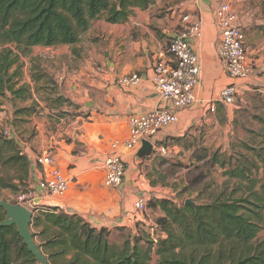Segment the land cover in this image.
<instances>
[{
    "label": "crops",
    "instance_id": "crops-1",
    "mask_svg": "<svg viewBox=\"0 0 264 264\" xmlns=\"http://www.w3.org/2000/svg\"><path fill=\"white\" fill-rule=\"evenodd\" d=\"M222 4H229L228 0H153L146 10L133 9L122 24H109L105 22V16L93 21L89 28L92 51L85 61L81 60L75 47L69 46L33 47L24 55L28 58L24 63L25 73L28 70L32 74L39 64L45 66L46 63L52 65L47 74L55 82L48 89L37 85L38 81L25 86L26 105L43 109L58 104L63 107V112L74 111L76 114L63 116L58 121L62 128H56L54 132L44 119L37 120L32 116L31 122L25 125L28 140L24 141L18 137L19 133L9 129L12 139L30 161L31 179L27 190L32 191L34 199L27 209L33 213V218L46 208H56L67 215L80 217L97 230L122 229L124 234L136 235L137 227H153L155 219L163 216L158 208L156 212L151 208L144 214L134 212L139 197L155 198L152 193L157 191V184H150L145 179L144 168L156 166L160 158L165 160L161 169L172 167L176 164L171 159H176L175 156L184 149L191 152L190 160L204 165L194 156L206 149L204 139L212 133L209 126L215 125L219 131L222 123L218 120L225 112L226 121L236 126L239 140L245 132L248 138L264 145V0H232V10L245 33L247 60L254 67L249 79L237 84L238 96L233 105L219 102L221 91L230 83L218 56L221 29L216 23V12ZM185 17H189V22L196 20L200 24V37L192 41L200 68L194 89L196 102L177 111L178 122L156 135L152 141L156 148L152 146L151 156L138 158L141 146L132 151L119 148L118 155L126 167L122 184L117 188H106L103 186L102 163L112 153L114 142L122 144L127 140V116L171 108L168 102L159 98L148 78L155 63L162 57H169L166 51L170 39L188 26ZM131 73L140 74L142 82L134 88L120 89L116 79ZM57 98L61 101L54 104ZM63 100L69 101L71 106ZM230 108L234 112L230 113ZM246 110L253 114L249 117L253 126L248 130L241 126ZM199 126L209 130L200 139L196 137ZM198 143L195 150L194 144ZM158 147H164L168 154L161 155ZM48 152L69 180V190L62 198H50L37 186L43 169L36 165L35 159ZM254 163L257 168L262 165Z\"/></svg>",
    "mask_w": 264,
    "mask_h": 264
},
{
    "label": "trees",
    "instance_id": "trees-1",
    "mask_svg": "<svg viewBox=\"0 0 264 264\" xmlns=\"http://www.w3.org/2000/svg\"><path fill=\"white\" fill-rule=\"evenodd\" d=\"M152 1L0 0V100L6 93L27 98L26 87L16 86L22 76L19 58L31 48L74 47L100 16L109 24H122L133 9L146 10ZM62 102L71 106L67 100ZM1 106L0 101V111ZM26 113L30 115V111ZM243 148L255 153L264 166L260 152L247 145ZM194 158L208 167L221 168L229 181L238 182L236 190L244 195L221 193L195 207L152 198L147 207L160 209L164 217L151 227L159 235L147 233L146 237L129 233L121 237L122 229L97 230L80 217L46 208L32 219L31 226L48 263L151 264L155 254L154 264H264V240H254L264 224V181L259 183L254 177L257 165L245 156L233 165L231 158L220 159L206 149ZM164 161L160 158V166ZM30 179L27 156L14 139L0 137V190L25 192ZM5 216L0 208V224ZM0 264H38L15 226H0Z\"/></svg>",
    "mask_w": 264,
    "mask_h": 264
},
{
    "label": "built area",
    "instance_id": "built-area-1",
    "mask_svg": "<svg viewBox=\"0 0 264 264\" xmlns=\"http://www.w3.org/2000/svg\"><path fill=\"white\" fill-rule=\"evenodd\" d=\"M188 22L186 29L172 37L167 46L168 58L163 57L151 68L149 82L160 99L170 104V109H156L143 114L128 115L126 119L128 138L120 144L111 146L112 153L102 163L103 186L117 188L122 184L125 164L118 155V149L132 151L140 147L143 141L152 142L163 129L178 122L177 111L192 106L195 102L194 89L200 76L197 57L192 48V41L200 37L198 21ZM216 23L221 29V41L218 56L224 65L225 73L230 81L220 93L219 102L233 105L238 96L237 84L249 79L254 67L248 62L245 51V33L238 24V16L229 4H222L216 12ZM143 80L138 73L120 76L116 85L120 89L137 87ZM3 137L12 138L10 130L3 132ZM161 155H167L164 147H158ZM36 165L43 170L38 180V188L50 198H62L69 190V180L57 168L52 155L48 152L35 159ZM32 191L19 192L15 195V205L27 208L32 206ZM152 197L141 196L134 204V212L144 214ZM33 208V207H32Z\"/></svg>",
    "mask_w": 264,
    "mask_h": 264
},
{
    "label": "rangeland",
    "instance_id": "rangeland-1",
    "mask_svg": "<svg viewBox=\"0 0 264 264\" xmlns=\"http://www.w3.org/2000/svg\"><path fill=\"white\" fill-rule=\"evenodd\" d=\"M228 3L232 8V0H228ZM90 28H92V23ZM74 47L75 51L81 55L82 61L88 59L90 52L92 51V33H89L88 30L81 37L80 42ZM63 50L70 51L69 48H63ZM21 58L22 76L16 88L22 86L25 87L28 84L33 83L34 81H38L37 85L47 87V89L55 85L53 77H50L47 74L49 73V71H47L48 67L52 65H48L45 63V66H42L39 64L36 68L33 69L34 72L32 74L31 72L29 73L28 70L27 73H25L24 63L28 58L25 56ZM43 71H45V73H43ZM49 90L52 92L51 89ZM57 99L54 100V104L57 103ZM25 100L13 98L10 93H6L5 97L1 98L0 101L2 102V106L0 111V137L3 136L4 131L10 129L13 130L15 134L19 133L18 135L20 136L18 137H20V139H22L23 141L28 140L25 125L31 122V120L33 119L32 116L37 120L44 119L45 124L49 125L48 128H51L50 130L54 132L56 128L57 130H60L62 128V123L59 124L58 121L60 119H63V116L71 117L76 115L74 114V111L72 113L63 112V107H59L58 104L43 109H37L31 106L28 107V105H26V103L24 102ZM27 111H30L29 116L26 113ZM230 111V113H232L234 112V109L230 108ZM245 113L246 115H242L243 117L241 119V126L243 127L244 125L246 127L245 130H248L247 128H251L253 126V123H250L249 119V117H251V115L253 114H251L247 110L245 111ZM220 116L222 118L219 119L218 122L222 123L221 125H219V127L221 128L219 129V131H216L215 125L209 126L212 133L209 137H207V139H204L205 144H203V146L206 147V149H208L210 153L216 152L220 159L231 158V163L233 165L235 164V162H237L238 159H240V156H238L239 154H244L247 159L256 161L258 165L261 164L256 158L255 153H248L249 151L247 152V150H245L244 148L241 149L240 147L241 144L245 143L249 147L253 148L255 152L261 151L260 153L264 157V145H260L262 142L260 143V141L248 138L245 132L244 134L241 133L242 139L239 140L238 137H240V135L239 133H237L236 126L233 125V122L226 121V112L224 115ZM252 121L255 122V119H252ZM207 130L199 126L198 134H196V137L200 139V137L203 136L204 138ZM28 137L31 138L32 136ZM198 146L199 143L194 144L195 150L198 149ZM240 150L244 153L240 152ZM190 153V151L184 149L183 152H180L175 156L176 159H171V162L175 163L176 165L169 168L167 167L161 169L162 166H160V164L157 162L155 163L156 166L153 165L151 167L144 168L145 179H147L150 184H157V191L152 193L155 195V198L172 199L177 203L191 200L195 203V205H201L211 202L221 193H225V195H228L230 193L236 192V197H241L242 195H244L243 191L236 190V188L239 187L238 182L234 180L229 181L228 178L223 176V171L221 168L217 166L211 168L202 164L198 165L197 163L193 162V160H190ZM179 165H182V167ZM253 173L254 177L259 183H262L264 181V166H258L256 171ZM16 192H12L7 189H1L0 201H6L7 203L15 204L16 201L14 195L16 194ZM148 209L150 208L148 207ZM151 209L155 210L153 212H156L157 208ZM159 211L161 212V215H163L159 218L164 217L163 212L160 209ZM159 218L155 219L154 224ZM30 231L31 233H33V235L36 232V230L32 226H30ZM147 233H152L155 235H157L158 233L159 235V232H155V229L151 228V226H142V228L137 227L136 235H144V237H146L148 235ZM125 235L126 234H123L121 235V237ZM113 240H116V236L113 237ZM254 240L255 242L264 240V224H262V227ZM34 241L38 246L41 244V240L39 237H34ZM156 260L157 256L155 254H152L151 264H154Z\"/></svg>",
    "mask_w": 264,
    "mask_h": 264
},
{
    "label": "water",
    "instance_id": "water-1",
    "mask_svg": "<svg viewBox=\"0 0 264 264\" xmlns=\"http://www.w3.org/2000/svg\"><path fill=\"white\" fill-rule=\"evenodd\" d=\"M152 151V145L147 141H143L141 148L137 153V157L141 159L147 158L151 156ZM184 204L191 207L196 206L191 200H186ZM0 208H2L6 214L4 221L0 224V226H15L23 244L27 247L28 252L34 256L37 263L49 264L46 257L42 254L40 247L35 243L34 235L30 231L33 213L23 206L10 204L6 201H0Z\"/></svg>",
    "mask_w": 264,
    "mask_h": 264
}]
</instances>
